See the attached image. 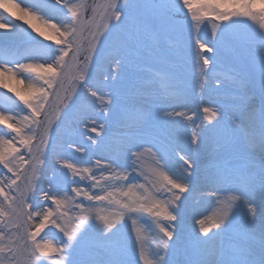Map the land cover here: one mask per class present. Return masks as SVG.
Masks as SVG:
<instances>
[{
    "label": "snow or ice",
    "instance_id": "1",
    "mask_svg": "<svg viewBox=\"0 0 264 264\" xmlns=\"http://www.w3.org/2000/svg\"><path fill=\"white\" fill-rule=\"evenodd\" d=\"M0 10V44L19 41L14 49L19 58L11 61L12 67L0 64V76L34 73L38 81L27 85L30 98L16 92L27 109L22 116L0 109V264H178V250L184 254L182 264H264V0H107L82 59L81 27L95 22V3L37 0L22 6L16 0H0ZM50 13H62L63 19L51 22ZM8 17L23 21L44 40L55 38L57 47L42 44L31 33L21 37L20 26ZM178 19L186 24H177ZM209 27L210 37L205 38ZM176 29L174 50L177 55L194 50L202 96L209 91L204 78L219 79L214 71L222 55L237 50L244 54L246 103L215 104L209 98L202 116L199 110L189 115L165 107L157 122L148 114L138 115L143 110L122 99L116 87L122 71L146 67L145 58L158 46L149 38ZM104 55L112 63L105 76L103 123L99 130L89 129L99 139L89 140L107 155L89 156L83 167L60 163L57 171L68 170L63 182L57 184L54 173L53 189L45 191L38 184L37 163H45L51 148L50 96L63 86L71 58L80 63L64 108L81 95L101 100L93 74ZM152 82L153 77H147L142 88ZM257 85L258 106L249 99L255 97ZM217 88L234 95L224 81ZM61 119L58 115L57 121ZM112 124L120 132L109 137L105 126ZM69 147L81 154L87 151ZM209 151L216 158V171L207 181L211 187L201 190L191 177L197 158ZM29 173L31 179L22 189ZM38 189L47 204H33ZM205 195L216 210L211 216L193 215L191 230L182 232L181 208ZM241 207L247 212L238 229ZM46 229L62 234L59 245L46 238Z\"/></svg>",
    "mask_w": 264,
    "mask_h": 264
},
{
    "label": "rangeland",
    "instance_id": "2",
    "mask_svg": "<svg viewBox=\"0 0 264 264\" xmlns=\"http://www.w3.org/2000/svg\"><path fill=\"white\" fill-rule=\"evenodd\" d=\"M16 2L21 3L23 6L25 4H33L37 2V0H16ZM42 2L49 3V0H42ZM50 2L54 3V0H50ZM72 2L82 3L84 0H72ZM86 2L89 5H92L93 3L97 5V14L95 22H84L81 27V35L79 36L81 59L84 55H87V49L91 38L90 34L95 31L96 24L100 22L103 5L107 2V0H86ZM5 15L7 16V14ZM50 15L54 17L51 22L63 19L62 13H50ZM44 18L47 17L42 16V19ZM8 20L20 26L17 31L21 37H26L27 33H31V35L37 40H40L42 44L50 45L52 48L57 47L55 44V38L53 40H44L36 32H33L27 24H24L23 21H17L12 17H8ZM33 23L49 35H53L51 30L44 28L40 21L34 20ZM176 23L186 24V21L178 19ZM178 31L179 29H176L171 31L167 36L149 38V43L155 41L158 46L152 55L145 58L144 64L153 68L158 75L141 68H127L122 71V78L116 85L120 94L122 93L121 97L125 102L135 104L139 109L143 110V112L138 113V115L148 114L154 121L157 122H160V118L164 115L161 109L165 107H167L169 111H181L189 115L197 113L199 110L198 114L202 116V108L207 106L206 103L209 98H211L214 102H220L219 100L223 99L230 102L225 94H223L225 93V89L217 88L220 81H224L227 86V90L232 93L245 94V90L242 87L243 73L247 71L245 57L240 50H237L235 53L228 52L222 55L221 63L218 64L214 71V77H218L219 79L209 80L208 78H204V83L207 85L209 91L207 96H202V94H200L201 78L199 76V66L195 63L194 50H182L180 55H177L174 50L176 34ZM210 32L211 28L209 27L204 33L205 38L210 37ZM184 37L187 39L186 29L184 31ZM18 43L19 41L13 40L0 44V64H3L4 67H12L11 61L19 58L14 52ZM204 55L209 54L205 53ZM79 63L80 60L73 61L69 58L68 67L65 69L66 74L63 86L57 88L54 95L50 96V102L47 106V119L53 122L51 148L46 150L45 163L43 165H39L37 163L38 170L41 173L38 184L39 187L45 191L53 189V185L50 184V180L52 179L54 173L57 184L63 182V173H67L68 170L60 169L57 171L60 163H75L78 166L83 167L86 166L85 161L89 156L95 159L97 157L104 158L107 155V152L103 147L97 149L96 146L91 145L89 137L94 139H99V137H97L96 133L89 131V129L95 126L99 130L100 125L103 123V114L101 109L103 100L107 99L108 91L105 87V76L109 72V65L112 63V60L107 55L98 58V66L93 74L94 86L97 89L98 95L101 96L102 99L93 100L90 97L86 99L83 95H81L79 100H77L69 108L65 109L64 105L69 103L67 98L72 95L71 89L74 86L73 82L75 77L78 75ZM227 72L229 74H226ZM147 77H153V82L147 89H143L142 82ZM0 81H2V83H0V109L15 111L22 116L27 112V109L24 108L23 103L20 101L19 97L16 96V92H20L21 95L25 96V98H30L27 92V85L34 82L38 83V81H36V75L34 73L20 72L16 77H12L5 74L0 76ZM21 81H23V83H21ZM5 84L7 87L3 86ZM210 91L212 95L210 94ZM217 91L223 93L218 94ZM205 98L208 99L205 100ZM190 100H192V103L189 102ZM250 101H252V104L254 105H259L260 93L258 85L256 86L255 97ZM236 103L239 104L240 102L237 101L233 105H238ZM58 115L62 117L59 121H57ZM195 118L196 117L194 116V119ZM173 119L180 120L181 118L173 117ZM57 124L59 125L58 127ZM177 127H179V125H177ZM2 128L3 125H0V129ZM105 132L109 137H112L118 135L120 129L115 124H112L111 126L106 125ZM105 132H102L101 136H104ZM69 145H78L87 151L85 154H81L73 151L72 147H69ZM33 152L36 154L35 147L33 148ZM36 155L38 161L39 156L38 154ZM215 163L216 158L211 151L205 152L197 158L196 172L191 177V181L198 189L207 190L211 187L207 181L209 177L215 174V168H206L201 171L200 169L204 165H215ZM0 169H2V166H0ZM181 172L182 169L177 170V175ZM29 179H31V173H29L25 182L21 184L22 189L26 186ZM41 195L42 193H40L38 189L37 195L33 200V204L35 206L48 203L41 200ZM228 195H231V193ZM215 210L216 205L211 199H208L206 195L204 199H198V201L190 200L186 202L180 212V230L185 233L191 230L193 226V220L191 217L193 215L203 213L211 216ZM246 212L247 210L244 211L242 208L239 209V215L236 222V227L238 229L242 226L241 222L243 221ZM46 233V238L52 239L54 243L59 245L62 234L55 229H46ZM43 235H45V233H42V236ZM149 241L151 244L150 238ZM151 246L154 247V245ZM175 260L178 264H182L184 260L182 250L177 251Z\"/></svg>",
    "mask_w": 264,
    "mask_h": 264
},
{
    "label": "bare ground",
    "instance_id": "3",
    "mask_svg": "<svg viewBox=\"0 0 264 264\" xmlns=\"http://www.w3.org/2000/svg\"><path fill=\"white\" fill-rule=\"evenodd\" d=\"M244 211H246V208H244V207H241ZM212 215V214H211ZM151 239V238H150Z\"/></svg>",
    "mask_w": 264,
    "mask_h": 264
}]
</instances>
